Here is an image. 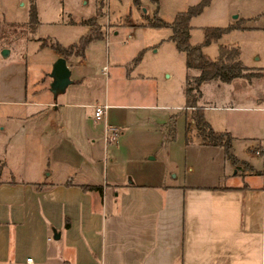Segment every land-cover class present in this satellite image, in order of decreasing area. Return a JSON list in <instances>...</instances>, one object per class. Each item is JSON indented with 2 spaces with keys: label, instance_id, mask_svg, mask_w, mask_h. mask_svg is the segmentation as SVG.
Wrapping results in <instances>:
<instances>
[{
  "label": "crops",
  "instance_id": "1",
  "mask_svg": "<svg viewBox=\"0 0 264 264\" xmlns=\"http://www.w3.org/2000/svg\"><path fill=\"white\" fill-rule=\"evenodd\" d=\"M8 7L0 0V50L8 51L0 53V264H264V89L250 102L234 94L245 79L203 83L204 117L214 131L231 135L238 163L222 146L200 141L193 109L184 104L191 123L183 146L209 156L212 168L173 172L174 115L157 104L149 77L130 59L112 64L122 72V90L115 96L104 91L108 108L95 121L91 106L98 101L83 90L86 76L71 77L69 58L70 89L59 97L46 91L40 77L27 86L25 57L4 61L16 41H4L5 29L26 22ZM252 18L231 23L233 30L259 34L264 42V25H248ZM239 54L244 66L264 70V50L254 54L259 66ZM133 110H162L163 117L156 112L141 121ZM234 112L248 117L233 119ZM105 123L118 128L112 143L104 140ZM26 131L37 136L46 167H32L37 157L22 156L20 148L17 173L9 164L11 142Z\"/></svg>",
  "mask_w": 264,
  "mask_h": 264
},
{
  "label": "rangeland",
  "instance_id": "2",
  "mask_svg": "<svg viewBox=\"0 0 264 264\" xmlns=\"http://www.w3.org/2000/svg\"><path fill=\"white\" fill-rule=\"evenodd\" d=\"M4 1L9 5L10 11L14 12L16 18L24 17L28 22L30 0ZM200 1L202 0H137V4H135L133 0H103L99 5L98 0H32L37 23L31 28L25 22L26 27L20 25L5 29L4 41L10 42L15 39L16 41L11 44L13 53L11 52L12 54L4 61H19L25 57L27 86H29L28 81L31 78L40 77L44 80L46 91L52 95L49 90V74L56 52L48 45L40 47L38 43H57L63 47L77 44L81 36L88 30L87 25L82 24L81 21L94 17L102 32V38L89 42L83 48L82 56L70 55L67 57L74 64L71 77L76 73L86 76L82 86L83 90L94 93V97L91 99L103 104L102 95L105 90L113 96L122 90V72L117 73L110 67L122 60L126 63L130 59L129 62L135 66L138 72L149 77L150 80L147 81L150 88L152 81L158 92L157 104L168 105L170 109L164 112L174 115L172 122L175 124L177 136L171 146V155L176 163H169L168 168L173 172L178 171L185 175L190 173L189 167L193 168L194 172L207 171L212 168L210 157H199L197 155H200L201 152H192L183 146L185 127L187 123H191L189 113H185L183 110L185 104L183 91L187 74L185 54L179 51L174 42L170 40L171 27L150 25L156 19L171 23L178 13L187 11ZM247 17H253L247 22L248 25L263 26L264 0H209L202 12L190 19V43L201 45L203 53L211 60L218 58L221 46H235L240 50L245 63L259 66L260 62L254 59V54H260L264 50V42L259 34L231 29L218 39L203 45L206 28L228 27L232 25L231 23L242 21ZM28 37L31 38L27 39ZM2 50H6V48L1 49L0 53ZM133 59H135L134 63H132ZM126 66L127 64H125V69ZM252 70L264 71L262 68ZM105 81L107 85H105ZM246 83L241 85L234 94L247 95L246 101L252 102L253 99H257L255 97L257 93L264 89V76L253 77ZM69 87L66 86L61 92L54 95L56 97L63 95L70 89ZM204 90L206 98H208L207 86ZM156 112L158 114L154 115L163 117L162 110H133L131 113L133 118H141L142 121L147 117H152ZM207 113L219 115L221 112L209 111ZM230 115L239 121L248 117L247 112H234ZM256 122L259 124L258 120ZM188 136L192 137L193 135L189 134ZM18 138V143L11 142L10 169L18 173L17 170L21 168L20 148L22 156H32L33 159L37 157L36 161L32 163V167L36 166L39 169L43 163V168H45V161H42L44 151L36 143L37 136L34 132L26 131ZM186 154L188 159L185 160ZM212 165L215 166L214 163ZM225 184H228V181Z\"/></svg>",
  "mask_w": 264,
  "mask_h": 264
},
{
  "label": "trees",
  "instance_id": "3",
  "mask_svg": "<svg viewBox=\"0 0 264 264\" xmlns=\"http://www.w3.org/2000/svg\"><path fill=\"white\" fill-rule=\"evenodd\" d=\"M102 1L103 0H98V4L100 5ZM133 1L137 4V0ZM208 3L209 0L200 1L198 4L191 6L187 11L178 13L174 21L171 23L156 19L151 22L150 25L156 27H171L172 33L170 35V40L174 42L179 51L185 54V64L187 69L184 88L185 107L193 109L192 119L200 141L206 145L222 146L228 159L233 164H237L238 159L232 152L231 135L228 132L214 131L204 117V107L200 105V99L202 97L201 86L208 81L228 83L237 78L250 81L253 77L263 76L264 71L260 72L244 66L240 59L239 50L236 47L221 46L218 58L211 60L203 53L201 45H193L190 43V19L192 16L201 13L203 7ZM97 11L99 12V8ZM28 15L29 19L25 24L31 28L32 25L37 23L35 6L32 3V0H30ZM81 23L87 25L88 30L86 34L81 36L77 44H69L68 46L63 47L57 43L44 44L40 42V46L48 45V47L64 59L70 55L82 56L83 48L89 42L102 38V32L99 29V25L96 24L94 17L87 18L81 21ZM234 28H237V25H230L223 28H206L203 45L210 43L212 40L218 39L221 35ZM135 59L132 60V63L135 62ZM193 69L198 70L199 74L193 75L191 72ZM89 188L96 189L97 187L90 186Z\"/></svg>",
  "mask_w": 264,
  "mask_h": 264
},
{
  "label": "water",
  "instance_id": "4",
  "mask_svg": "<svg viewBox=\"0 0 264 264\" xmlns=\"http://www.w3.org/2000/svg\"><path fill=\"white\" fill-rule=\"evenodd\" d=\"M7 52V50H2L1 55H6ZM69 73L70 72L66 66L65 59L61 56L57 57L52 64L49 74L51 77L49 90L53 95L61 92L70 83Z\"/></svg>",
  "mask_w": 264,
  "mask_h": 264
},
{
  "label": "built area",
  "instance_id": "5",
  "mask_svg": "<svg viewBox=\"0 0 264 264\" xmlns=\"http://www.w3.org/2000/svg\"><path fill=\"white\" fill-rule=\"evenodd\" d=\"M92 108V118L95 121H102L104 119V115L106 113V110L108 108V105L106 104H94L91 106ZM261 109L264 111V99L262 102V107ZM118 135V128L114 125L111 124H104V129H103V137L106 143H112L116 140ZM257 154H260V151H256Z\"/></svg>",
  "mask_w": 264,
  "mask_h": 264
}]
</instances>
